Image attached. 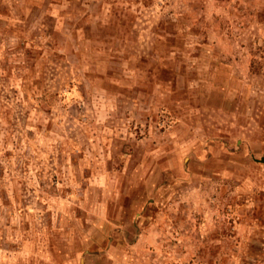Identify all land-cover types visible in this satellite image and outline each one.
<instances>
[{
  "label": "rangeland",
  "instance_id": "obj_1",
  "mask_svg": "<svg viewBox=\"0 0 264 264\" xmlns=\"http://www.w3.org/2000/svg\"><path fill=\"white\" fill-rule=\"evenodd\" d=\"M0 264H264V0H0Z\"/></svg>",
  "mask_w": 264,
  "mask_h": 264
}]
</instances>
